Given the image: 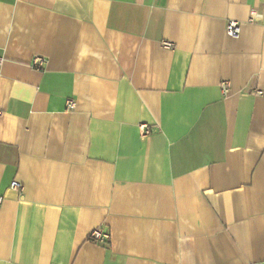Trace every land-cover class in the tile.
I'll return each instance as SVG.
<instances>
[{
  "label": "crops",
  "instance_id": "obj_1",
  "mask_svg": "<svg viewBox=\"0 0 264 264\" xmlns=\"http://www.w3.org/2000/svg\"><path fill=\"white\" fill-rule=\"evenodd\" d=\"M0 200V264H264V0H0Z\"/></svg>",
  "mask_w": 264,
  "mask_h": 264
},
{
  "label": "built area",
  "instance_id": "obj_2",
  "mask_svg": "<svg viewBox=\"0 0 264 264\" xmlns=\"http://www.w3.org/2000/svg\"><path fill=\"white\" fill-rule=\"evenodd\" d=\"M239 33V24L238 22L236 21H228L225 25V34L226 36L230 37V38H233V37H236ZM164 47L166 48H170L171 45L167 42H164ZM43 63V59L42 58H39V57H36L32 60V68H36V69H39L41 67ZM258 94H260V92H257ZM74 107V104L73 102L69 101L68 104H67V108L69 110L73 109ZM148 127L147 126H143L142 127V134H146L148 133ZM11 189H14V190H17V191H21L22 190V187L20 184H18L17 182H12L11 183ZM1 202V200H0ZM108 239H109V236L108 234H105L102 232V230L100 229H96L94 231H92L89 236H88V240L92 243H99V244H102V245H105L106 242H108Z\"/></svg>",
  "mask_w": 264,
  "mask_h": 264
}]
</instances>
